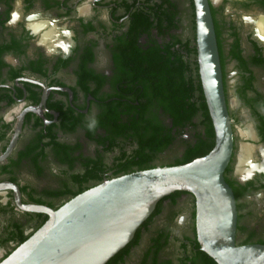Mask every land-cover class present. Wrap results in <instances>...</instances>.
<instances>
[{
    "label": "flooded vegetation",
    "instance_id": "1",
    "mask_svg": "<svg viewBox=\"0 0 264 264\" xmlns=\"http://www.w3.org/2000/svg\"><path fill=\"white\" fill-rule=\"evenodd\" d=\"M208 1L235 241L264 245V0ZM209 116L195 0H0V263L48 219L31 206L200 157L216 141ZM197 228L195 195L173 192L105 264H219Z\"/></svg>",
    "mask_w": 264,
    "mask_h": 264
},
{
    "label": "water",
    "instance_id": "2",
    "mask_svg": "<svg viewBox=\"0 0 264 264\" xmlns=\"http://www.w3.org/2000/svg\"><path fill=\"white\" fill-rule=\"evenodd\" d=\"M195 4L200 76L216 133L213 149L188 163L105 179L57 209L31 206L48 219L0 264H105L133 239L157 203L176 191L195 195L199 240L219 264H264V245H236V200L225 179L233 122L209 1Z\"/></svg>",
    "mask_w": 264,
    "mask_h": 264
},
{
    "label": "bare ground",
    "instance_id": "3",
    "mask_svg": "<svg viewBox=\"0 0 264 264\" xmlns=\"http://www.w3.org/2000/svg\"><path fill=\"white\" fill-rule=\"evenodd\" d=\"M259 28V27H258ZM264 29H262L263 31ZM261 31V32H262ZM251 150L250 148L245 147V150L240 155V163L241 165H244L247 161H249ZM241 171V168L239 169ZM244 171V170H243ZM242 172V171H241Z\"/></svg>",
    "mask_w": 264,
    "mask_h": 264
},
{
    "label": "trees",
    "instance_id": "4",
    "mask_svg": "<svg viewBox=\"0 0 264 264\" xmlns=\"http://www.w3.org/2000/svg\"><path fill=\"white\" fill-rule=\"evenodd\" d=\"M208 113H209V112H208ZM209 120H210V122H212L210 116H209ZM210 133H211V134H214V126L212 125V123H211ZM214 144H215V143H214ZM214 144L211 146V148H210L208 151L202 153V154L200 155V157H201V156H204V155H206L208 152H210V150L213 148ZM192 160H193V159H192ZM192 160H190V161H192ZM190 161H187V162H190ZM187 162H186V163H187Z\"/></svg>",
    "mask_w": 264,
    "mask_h": 264
}]
</instances>
